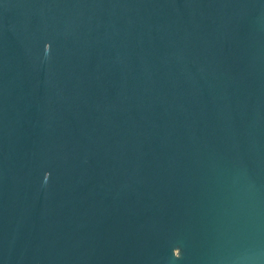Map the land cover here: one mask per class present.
<instances>
[{
	"label": "water",
	"instance_id": "1",
	"mask_svg": "<svg viewBox=\"0 0 264 264\" xmlns=\"http://www.w3.org/2000/svg\"><path fill=\"white\" fill-rule=\"evenodd\" d=\"M0 264H264V0H0Z\"/></svg>",
	"mask_w": 264,
	"mask_h": 264
}]
</instances>
